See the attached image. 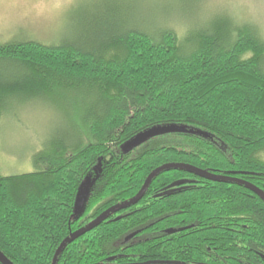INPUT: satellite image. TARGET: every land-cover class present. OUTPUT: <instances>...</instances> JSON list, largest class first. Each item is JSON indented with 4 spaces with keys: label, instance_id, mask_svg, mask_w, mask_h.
Instances as JSON below:
<instances>
[{
    "label": "trees",
    "instance_id": "trees-1",
    "mask_svg": "<svg viewBox=\"0 0 264 264\" xmlns=\"http://www.w3.org/2000/svg\"><path fill=\"white\" fill-rule=\"evenodd\" d=\"M101 1L57 42L0 44V120L5 102L56 98L49 87L72 113L35 170L0 173V252L13 264H264V201L204 176L264 192L260 30L221 12L182 33L164 21L200 0ZM168 124L210 138L124 146Z\"/></svg>",
    "mask_w": 264,
    "mask_h": 264
},
{
    "label": "rangeland",
    "instance_id": "rangeland-1",
    "mask_svg": "<svg viewBox=\"0 0 264 264\" xmlns=\"http://www.w3.org/2000/svg\"><path fill=\"white\" fill-rule=\"evenodd\" d=\"M226 2L230 6H209V0H200L193 5L194 8L191 7L192 10L187 11L189 15L177 6L174 13L169 10L168 17L161 19L182 33L190 22L202 19L205 14L221 12L236 23L254 24L264 38V0ZM96 5L101 7L102 1L0 0V44L25 36L46 44L57 42L64 36L72 35L80 16L87 13L89 8V11L96 8ZM0 64L3 65V60H0ZM9 68L12 67L6 66V69ZM49 91L55 93L56 98L25 97L4 103L5 113L0 120V173L12 175L35 170L38 166L35 168L34 153L44 148L52 133L69 126L65 112L68 111L72 116L70 102L69 109L60 103L61 100L67 102L69 99H57V90L49 87ZM179 139L171 135L159 138L162 142L174 144ZM259 156L264 159V152ZM79 203L80 208L83 201Z\"/></svg>",
    "mask_w": 264,
    "mask_h": 264
},
{
    "label": "water",
    "instance_id": "water-1",
    "mask_svg": "<svg viewBox=\"0 0 264 264\" xmlns=\"http://www.w3.org/2000/svg\"><path fill=\"white\" fill-rule=\"evenodd\" d=\"M173 131L174 132H179V133H181V132H189V133L196 132V133H200V134H202L204 136H210L205 131L204 132H201V131H198V130L193 131V130H191V128H188L187 126H182V125H180V126H178V125H166V126H163V127L154 126L152 128H149V129L144 130L143 132H140L139 134H137L136 136H134L131 140H129L128 142H126L124 144V146L126 148H132V147H135V146H138V145L142 144L146 140H148V139H150V138H152V137H154L156 135H159L161 133H166V132L169 133V132H173ZM204 176L206 178L211 179V180H214V181H217V180H231V181H238L240 183H244L247 188H249L251 191L255 192L256 194L260 195L264 199L263 192L259 188L255 187V186H253V185H251L249 183L243 182L241 180H237L235 178L223 177V176H220V175H217V174H205ZM182 183L183 182L174 183V184H171V186L180 185ZM80 196L82 197V191L80 193ZM88 228H89V226H87V229ZM84 230H85V228L82 229V230H80L78 233H76L75 234V237L78 234L84 232ZM174 231L175 230H172V232H174ZM0 262L2 264H11L6 259V257L4 255H2L1 253H0Z\"/></svg>",
    "mask_w": 264,
    "mask_h": 264
},
{
    "label": "bare ground",
    "instance_id": "bare-ground-1",
    "mask_svg": "<svg viewBox=\"0 0 264 264\" xmlns=\"http://www.w3.org/2000/svg\"><path fill=\"white\" fill-rule=\"evenodd\" d=\"M168 125H177V124H168ZM163 126H166V125H162V126H160V127H163ZM178 126H180V125H178ZM152 128V127H151ZM149 129V128H148ZM191 130H193V131H196V130H198V131H201V132H204V131H202V130H199V129H192L191 128ZM141 132H143V131H141ZM174 132V131H173ZM140 133V132H139ZM138 133V134H139ZM166 133H168V132H166ZM166 133H161V134H166ZM170 133V132H169ZM187 133H189V132H187ZM161 134H159V135H161ZM189 134H196V135H200V136H203V137H205V138H210V136H204V135H202V134H200V133H196V132H193V133H189ZM136 136V135H135ZM157 136V135H156ZM134 137V136H133ZM132 137V138H133ZM155 137V136H154ZM132 138H130L129 140H131ZM129 140H127L126 142H128ZM147 141V140H146ZM145 141V142H146ZM125 142V143H126ZM144 143V142H143ZM141 145V144H140ZM139 146V145H138ZM136 147V146H135ZM217 175H220V176H223V177H229V178H235V177H232V176H227V175H223V174H217ZM207 179V178H206ZM235 179H237V180H241V181H243V182H246V183H249L248 181H245V180H242V179H238V178H235ZM211 180V179H210ZM214 181V180H213ZM224 181H231V180H224ZM180 183V182H183L182 184H180V185H183V184H185L186 182H188L187 180H179V181H175V182H172L171 184H174V183ZM232 182H238V181H232ZM238 183H240V182H238ZM240 184H243L244 186H245V184L244 183H240ZM249 184H251V183H249ZM180 185H175L176 187L177 186H180ZM251 185H253V184H251ZM253 186H255V185H253ZM246 187V186H245ZM255 187H257V186H255ZM258 188V187H257ZM249 189V188H248ZM260 189V188H259ZM250 190V189H249ZM262 192H263V190L262 189H260ZM251 191V190H250ZM252 193H254L255 195H257V196H259L263 201H264V199L260 196V195H258V194H256L255 192H253V191H251ZM263 194H264V192H263ZM84 229V228H83ZM86 229V228H85ZM171 230V231H170ZM172 230H175L176 231V229H167L166 230V232L167 233H172ZM174 231V232H175ZM137 232H133V233H131L130 235L131 236H134L135 234H136ZM1 253V252H0ZM2 254V253H1ZM3 255V254H2ZM5 256V255H4ZM7 259V258H6ZM11 264H13L9 259H7ZM148 263H150V262H144V263H136V264H148Z\"/></svg>",
    "mask_w": 264,
    "mask_h": 264
},
{
    "label": "clouds",
    "instance_id": "clouds-1",
    "mask_svg": "<svg viewBox=\"0 0 264 264\" xmlns=\"http://www.w3.org/2000/svg\"><path fill=\"white\" fill-rule=\"evenodd\" d=\"M209 6L227 7L230 5L226 2V0H209Z\"/></svg>",
    "mask_w": 264,
    "mask_h": 264
},
{
    "label": "flooded vegetation",
    "instance_id": "flooded-vegetation-1",
    "mask_svg": "<svg viewBox=\"0 0 264 264\" xmlns=\"http://www.w3.org/2000/svg\"><path fill=\"white\" fill-rule=\"evenodd\" d=\"M125 241V240H124ZM126 242V241H125ZM0 264H2L1 262H0ZM134 264H136V263H134Z\"/></svg>",
    "mask_w": 264,
    "mask_h": 264
}]
</instances>
